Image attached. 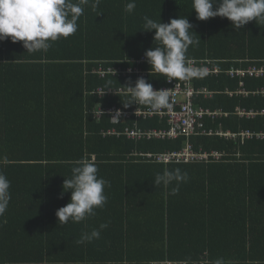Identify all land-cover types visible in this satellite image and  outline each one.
<instances>
[{
  "label": "trees",
  "instance_id": "obj_1",
  "mask_svg": "<svg viewBox=\"0 0 264 264\" xmlns=\"http://www.w3.org/2000/svg\"><path fill=\"white\" fill-rule=\"evenodd\" d=\"M128 2L99 0L93 10L95 0H90L78 30L47 51L29 53L22 42L0 41V158L8 160L0 170L11 182V200L0 216V264H213L221 258L225 264H264V138L244 143L220 135L135 140L108 134L113 127L108 119L98 123L93 118L99 102L135 107H125L123 96L115 95L140 76L101 78V70L139 67L155 89L166 86L162 74L150 75L148 62L138 65L155 46L154 30H142L145 16L164 23L187 16L193 24L199 43L187 56L222 71L218 77L193 78L198 89L218 92L213 100H203L206 108L263 110L264 98H230L226 92L264 88V80L245 78L244 85L228 74L264 66V21L236 30L227 18L198 20L192 0H135L131 14L124 10ZM99 88L115 98L100 99ZM227 121L234 131L264 134L263 116L241 120L231 115ZM134 123L121 122L115 129L135 128ZM140 124L144 131L169 129L157 117ZM189 142L210 157L158 164L157 156L182 151ZM215 153L223 155L219 161ZM86 155L95 157L98 175L110 181L107 203L82 222L59 224L56 211L71 197L69 191L61 198L64 180ZM165 168L188 173L177 194H172L175 182L167 188L153 183ZM105 223L99 239L77 242Z\"/></svg>",
  "mask_w": 264,
  "mask_h": 264
},
{
  "label": "clouds",
  "instance_id": "obj_2",
  "mask_svg": "<svg viewBox=\"0 0 264 264\" xmlns=\"http://www.w3.org/2000/svg\"><path fill=\"white\" fill-rule=\"evenodd\" d=\"M90 0H0V41L11 39L13 43L22 42L27 52L47 51L52 43L60 38H68L78 30V20L84 13V6ZM99 0L92 3L95 10ZM136 8L135 0H129L125 5V12L131 14ZM192 9L196 18L201 21L210 18H227L232 26L238 30L243 29L249 22L264 21V0H192ZM142 30H154L153 48L148 49L144 55L150 65V75L162 74L165 80L181 81L193 77H204L207 69L194 67L193 61L187 56L190 46L199 43L192 34L194 26L186 17L172 18L170 22H159L145 16ZM131 101L124 104L147 105L153 111L172 108V89H155L153 84L144 77H139L134 85L129 80L126 85ZM120 113H117L119 116ZM0 163L7 164V157L0 158ZM71 178H65L63 183L64 193L71 192L70 202L56 211L59 224H66L70 220L75 223L82 222L94 216L95 209L102 208L107 203L108 197L105 188L110 187V181L98 175V166L95 157L87 155L75 161ZM188 173L180 168L169 170L165 168L155 177V186L168 187L173 182L176 187L172 194H177L179 185L187 182ZM11 182L0 170V216L9 206L11 200ZM108 224H101L99 229L81 234L78 243L91 242L99 239L101 230ZM213 264H225L217 259Z\"/></svg>",
  "mask_w": 264,
  "mask_h": 264
},
{
  "label": "built area",
  "instance_id": "obj_3",
  "mask_svg": "<svg viewBox=\"0 0 264 264\" xmlns=\"http://www.w3.org/2000/svg\"><path fill=\"white\" fill-rule=\"evenodd\" d=\"M194 67H204L207 69L206 76L216 77L222 74V71L219 70V67H212L210 61H198L192 60ZM147 60L143 58L138 61V65H142ZM232 78L240 77L242 79L245 78H264V68H258L257 66H250L246 71L242 70H232L228 73ZM101 78H106L107 76L114 77H123L127 78L131 75H137L140 77H147L148 73L143 72L141 68L137 67L135 70H117V68H109L108 71L101 70L99 72ZM194 78V77H193ZM193 78L187 80L176 81L173 80L171 83L167 81L168 86L163 89H172L171 97H172V108L170 110L163 109L160 111H153L150 109H137L134 111H124L118 109L117 107L100 110L96 112V116L101 118L104 114L111 116L114 123H125L128 120H131L133 117L136 118H159L162 122L168 123L169 129L166 131H157L154 129L141 130L138 127L137 123L135 128L126 127L124 131L120 132L116 129L111 130L108 134L121 136L122 133L126 134L130 139H139L144 136L148 138H179L182 136L191 137L196 135H220L231 139H242V143L245 142L246 139H255V138H264V134H255L253 132H242V133H224L220 131H216L213 129L206 128V119L212 118L214 120L224 116L226 114L219 111H212L205 108H197L195 103L196 96H205L210 97L213 96L206 88L198 89L193 83ZM243 87V83L240 85ZM98 93L106 95V92L103 90H99ZM120 93L129 94L127 91L120 90ZM108 94H113V91H109ZM242 94H244L242 92ZM117 113H120L117 116ZM240 116H252L251 113L239 111ZM138 126V127H137ZM216 157V160L219 161L223 156L221 153H215L213 155ZM148 157L153 158V155H148ZM210 157L209 155L199 154L195 149L192 143H188V146L179 152L175 153H166L157 156L158 164H172V163H184L189 164L193 163L197 160H205V158ZM152 264H209L208 261H197V262H154Z\"/></svg>",
  "mask_w": 264,
  "mask_h": 264
},
{
  "label": "crops",
  "instance_id": "obj_4",
  "mask_svg": "<svg viewBox=\"0 0 264 264\" xmlns=\"http://www.w3.org/2000/svg\"><path fill=\"white\" fill-rule=\"evenodd\" d=\"M257 66V65H256ZM258 68H264V66H257ZM156 75H158V73H156ZM113 79H116V78H114V77H112ZM247 79V78H246ZM250 79H254V80H264V78H250ZM244 80L245 79H243L242 81H243V83H244ZM240 81V80H239ZM193 83L195 84V82H194V80H193ZM167 82H166V86L165 87H167ZM244 85H245V83H244ZM195 86H196V84H195ZM164 87V88H165ZM244 87V86H243ZM243 87H240V88H242L243 89ZM100 90H102V88H99ZM163 89V88H162ZM201 89H203V88H201ZM211 94H213V96H210V97H205V96H196L195 97V103H196V106L198 107V108H200V107H202V108H205V109H209V110H212V111H219V112H222V113H224V114H226V115H224V116H221L220 118H218V119H216V120H214V119H212V118H207V121H209L210 120V122H209V125H210V127H211V129H213V130H216V131H220V132H224V133H228V132H230V133H242V132H253V131H250V130H243V129H240V130H238V131H234L233 129H232V127H230V123L227 121L230 117H231V115H234V117H237V118H239V119H245V120H254V119H256L258 116H263L264 117V109L263 110H256L255 108L254 109H245V108H242V107H238L234 112H228V111H225V110H222V109H220V110H213V109H210V108H206L204 105H203V100L204 101H210V100H213L215 97H217L218 96V92H212L209 88H206ZM242 92L244 93V94H242ZM226 95H228L230 98H234V97H242L243 99H248L250 96L252 97V98H264V88L263 89H260V90H256V92H247L246 90H240V91H238V92H236L235 94L233 93V92H231V91H229V90H227V92H226ZM98 96H99V98L100 99H102V100H107V101H109V99H112V98H115V96H123V100H122V102L124 103V104H128L130 101H131V97H130V94H117V95H115V96H113V95H108V96H106V95H104V94H98ZM109 97V98H108ZM133 104H131L130 106H132ZM114 107H117L118 109H121V110H124V111H134V110H137V109H144V110H146V109H150V106H147V105H136L135 104V107L133 108V109H126L125 110V108H123V107H121L120 105H118V104H115V105H112V106H109V105H105V103L104 102H99L97 105H96V107H95V109L93 110V112H95V115L93 116V118H94V120H96L98 123H100V122H102V121H104V119L105 118H107L108 119V123L109 124H111L113 127L112 128H110V129H108V132L109 131H111V130H113V129H115V128H118V126H116L117 124L116 123H114V121L112 120V118H111V116H109V115H106V114H104L101 118H99V117H97L96 116V112H98V111H100V110H107V109H111V108H114ZM239 111H244V112H248V113H251L252 114V116H248V115H246V116H240L239 115ZM105 116H108V117H105ZM132 119H136L135 117H133ZM131 119V120H132ZM138 120H137V123H138V125H139V127L140 128H142V126H141V124H140V122L141 121H147L148 119H146V118H137ZM159 119V118H158ZM130 120V121H131ZM159 121H161L160 119H159ZM161 123H163L162 121H161ZM120 124V123H119ZM123 125V124H122ZM125 128V126L123 127V129ZM119 129V128H118ZM146 129V128H145ZM104 131H107V130H102V133H104Z\"/></svg>",
  "mask_w": 264,
  "mask_h": 264
}]
</instances>
